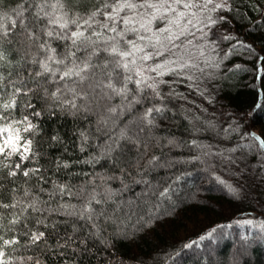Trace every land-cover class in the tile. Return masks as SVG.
Instances as JSON below:
<instances>
[{"label":"trees","instance_id":"1","mask_svg":"<svg viewBox=\"0 0 264 264\" xmlns=\"http://www.w3.org/2000/svg\"><path fill=\"white\" fill-rule=\"evenodd\" d=\"M61 2L0 0V128L19 131L21 151L31 141L27 159L0 154V264H226L241 246L250 256L239 264H264V148L253 136L264 139V0L179 7L199 15L206 57L184 59L186 31L174 55L146 62L177 71L147 72L157 88L129 83L126 97L60 78L72 59L49 61L51 49L80 63L93 47L49 19L82 24L103 0ZM111 59L98 51L87 74L107 83ZM122 79L116 70L112 82Z\"/></svg>","mask_w":264,"mask_h":264},{"label":"snow or ice","instance_id":"2","mask_svg":"<svg viewBox=\"0 0 264 264\" xmlns=\"http://www.w3.org/2000/svg\"><path fill=\"white\" fill-rule=\"evenodd\" d=\"M60 7H63L61 0H57ZM208 3H212V0H206L205 7ZM183 9H190L194 4V0H103L102 6L95 11H92L86 19L82 21V24L77 23V19L68 21L64 19V16H57L56 18L49 19L50 24L58 25L60 29H67L69 23L77 26V31L71 32L70 36L63 38L70 39L73 45H77L79 41L85 48L93 47L92 53L89 54L86 60L76 63L75 52H70L65 59H57L55 56V49H51L52 54L48 56L49 61H53L56 64H65V60L71 58L72 66H66L65 70L61 73V79L76 77L74 83L83 84L85 81L89 82V87L93 90L97 87L110 90L113 94L127 96L129 89L127 85L129 83H135L138 91H143L144 88H151L155 90L157 83L154 77L146 75L147 72H154L158 76H163L168 73L177 71V68H167L170 63L175 61L165 60L161 63L149 65L146 62L153 61L158 57H163L166 53L174 55L175 49H179L180 45L176 43L181 36L185 35L186 25L181 26V21L188 15L186 11H180L179 7ZM55 7V6H53ZM217 8L222 5H216ZM123 13V15H122ZM18 16L22 15V11L17 13ZM45 15L51 16L50 13ZM66 15V14H65ZM98 15H103L104 21L100 22L96 20ZM194 15V13H193ZM157 21L165 22L164 27L153 29V24ZM13 26L15 21L12 22ZM187 23H191L189 20ZM97 25L101 31H93L90 35H85V30H80L84 25L88 29H91L93 25ZM0 28L3 25L0 24ZM174 29H179L176 31ZM112 33V35H106ZM48 36H52L53 32L48 31ZM129 35L133 36V39H128ZM92 36L97 39L93 40ZM103 40L104 47L102 49L95 46ZM43 47V46H42ZM148 49H151L149 51ZM79 48H77V51ZM98 51H104L108 53L112 59L103 65V68L108 69L111 64V70L104 73L108 82L104 83L103 80L94 81L87 73L96 65L90 63L92 56L97 55ZM189 65H178L179 68L188 67ZM42 68L45 72L52 71L53 76L59 71V69H51L47 62L42 64ZM121 70L123 74L122 86L117 87L113 83V73L116 70ZM119 80L120 77L117 76ZM149 81H153L149 83ZM163 82V81H161ZM75 92V89H71ZM12 105L5 104L3 107L8 108ZM257 107H260L258 104ZM115 111V109H113ZM152 109H149L150 113ZM26 119V118H25ZM33 126L28 125L25 131H28ZM6 134V135H4ZM0 136L3 137V143L0 145V154H3L6 150L7 155L11 156L18 153L22 159H27L26 152L30 150L31 141L25 142L21 146L19 142L21 137L19 131L15 136L12 134L11 125L0 128ZM253 136L259 140L260 145L264 148V139L258 136ZM19 168V164L16 165ZM14 174V173H12ZM24 175H28L27 172ZM5 207H7L5 205ZM41 236L43 233L40 234ZM33 239H39V236H34ZM5 244L12 243L11 241H5ZM3 253H0L2 256Z\"/></svg>","mask_w":264,"mask_h":264},{"label":"rangeland","instance_id":"3","mask_svg":"<svg viewBox=\"0 0 264 264\" xmlns=\"http://www.w3.org/2000/svg\"><path fill=\"white\" fill-rule=\"evenodd\" d=\"M212 2H213V0H212ZM205 3H206V0H194L195 6H193L190 9H183V10H190L192 12V11H195L197 9L199 12V8H202L201 5H205ZM208 4H210V3H208ZM180 11H182V10H180ZM189 20H191L190 24L187 23ZM184 25H186V29H187L186 31L189 32V34L184 39L185 45L183 47V53L186 54L184 59H186L187 61L202 60L203 57H206V48L204 45L196 43L200 38V33L202 31V25H203L202 21L199 19V15L198 16L185 17L181 21V26L183 27ZM176 31H179V29H176ZM212 128H214L215 130L217 129L216 127H212ZM4 135H6V134H4ZM0 141L3 143V137L2 136H0ZM202 151H203V149H202ZM203 152L206 153V151H203ZM181 186L183 187L184 184H182ZM240 256H243V257L248 256L249 257L250 256L249 248L243 247V246H241L239 248L233 247L231 254L228 257L229 259H228L226 264H239Z\"/></svg>","mask_w":264,"mask_h":264}]
</instances>
